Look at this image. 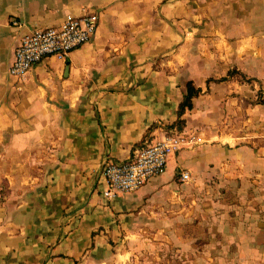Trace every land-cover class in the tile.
Here are the masks:
<instances>
[{"label": "crops", "instance_id": "1", "mask_svg": "<svg viewBox=\"0 0 264 264\" xmlns=\"http://www.w3.org/2000/svg\"><path fill=\"white\" fill-rule=\"evenodd\" d=\"M87 10L99 16L89 41L9 73L27 30ZM259 35L264 0H0V264H123L159 231L181 264H264V122L239 135L224 104L249 51L231 38ZM245 78L264 86V67ZM188 80L200 91L177 126ZM172 132L186 143L163 173L102 194L105 157Z\"/></svg>", "mask_w": 264, "mask_h": 264}, {"label": "built area", "instance_id": "2", "mask_svg": "<svg viewBox=\"0 0 264 264\" xmlns=\"http://www.w3.org/2000/svg\"><path fill=\"white\" fill-rule=\"evenodd\" d=\"M98 21L96 11L87 10L81 14L69 12L58 24L27 30L14 49L9 73L23 79L32 66L45 56L66 57L71 50L92 38ZM11 23L19 25V21L14 17L11 18ZM185 143L181 133L172 132L138 146L126 159L105 157L100 168L105 184L102 194L113 198L120 193L137 190L152 176L163 173L168 156ZM179 178L182 181L190 179L189 171L181 169Z\"/></svg>", "mask_w": 264, "mask_h": 264}, {"label": "rangeland", "instance_id": "3", "mask_svg": "<svg viewBox=\"0 0 264 264\" xmlns=\"http://www.w3.org/2000/svg\"><path fill=\"white\" fill-rule=\"evenodd\" d=\"M207 23L205 28L213 31L214 22L207 19ZM255 25L260 27L261 22H255ZM227 26L228 24L225 25V27ZM215 37L219 36H214V33L207 32L201 40L204 44H213V41L216 39ZM220 39L223 45H225V43L228 44L230 38L221 34ZM231 39H237L239 45L247 46L249 51H241V54L238 56L239 62L234 66H238L239 70H236L235 67L232 68L233 71L231 73L234 74V80L231 83L232 93L238 97L235 101L232 100L229 103L224 102V104L227 105L225 107L226 110L230 107H235L237 113H233L234 115L231 118L226 119L234 127L233 130H236L239 135H246L253 131H261L263 127L262 123L264 122V106L260 101L264 98V86H262L260 81L245 78L246 75L256 73L264 67V47H261L262 45L264 46V37L262 38L260 35L252 37L239 36ZM241 71L244 72L243 75H241ZM180 170L179 168L175 172L176 179L179 182ZM175 188H181V186L178 185ZM175 204L181 205V199H177ZM177 223L181 224L180 220L175 221V226ZM153 241L156 243L134 246V250L126 253V262L124 257H121V260H124L123 264H181L180 245H172L169 241H166L164 232L161 233V231H159L158 236ZM112 264L119 263L115 262Z\"/></svg>", "mask_w": 264, "mask_h": 264}, {"label": "trees", "instance_id": "4", "mask_svg": "<svg viewBox=\"0 0 264 264\" xmlns=\"http://www.w3.org/2000/svg\"><path fill=\"white\" fill-rule=\"evenodd\" d=\"M222 78H225V77H222ZM199 91H200V88L195 86V84L191 80H188L186 82V92L182 100L178 104V109H177L178 117L176 118L174 122L177 124V126H180L184 122V119L181 118V115L186 108L192 107V99L194 96H196L199 93ZM260 101L264 102V98L261 99Z\"/></svg>", "mask_w": 264, "mask_h": 264}]
</instances>
